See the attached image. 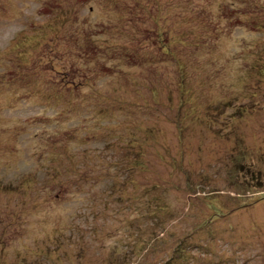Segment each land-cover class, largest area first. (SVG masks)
I'll return each instance as SVG.
<instances>
[{
	"label": "rangeland",
	"instance_id": "obj_1",
	"mask_svg": "<svg viewBox=\"0 0 264 264\" xmlns=\"http://www.w3.org/2000/svg\"><path fill=\"white\" fill-rule=\"evenodd\" d=\"M0 264H264V0H0Z\"/></svg>",
	"mask_w": 264,
	"mask_h": 264
},
{
	"label": "trees",
	"instance_id": "obj_2",
	"mask_svg": "<svg viewBox=\"0 0 264 264\" xmlns=\"http://www.w3.org/2000/svg\"><path fill=\"white\" fill-rule=\"evenodd\" d=\"M130 163H133V161H130ZM136 163V167H139V168H141V169H145V167L144 166H142L143 165V161L141 160V162H139V161H136V162H134V164ZM130 168L131 167H128V169H129V171H130ZM81 173H83L84 175V177H81L80 178V180H79V182L80 183H83V184H87L88 183V185L90 186V187H95V186H93V185H98V184H100V183H103L104 182V180H102V179H100V177H97V175H98V172L97 171H94V170H92V169H87V170H83V171H78V172H75V174H73V176L75 177L76 176V174H81ZM106 176H105V178H110V177H112L111 176V174H105ZM110 175V176H109ZM78 179V178H77ZM77 179H74L75 181H77ZM111 180H110V182H112V178H110ZM116 179V178H115ZM102 180V181H101ZM130 180V179H129ZM115 182H116V180H115ZM113 185H115V183H113ZM113 185H111V186H113ZM144 193L146 194V191H144ZM149 203H150V201L148 202V203H146L145 205H146V207L147 206H149ZM140 204V203H139ZM138 204V205H139ZM155 204H159V202L156 200V198H153V200H152V204H150V205H152V206H154ZM136 206H137V204H136ZM143 214V213H142ZM142 257V256H141ZM170 262H171V260H170Z\"/></svg>",
	"mask_w": 264,
	"mask_h": 264
}]
</instances>
